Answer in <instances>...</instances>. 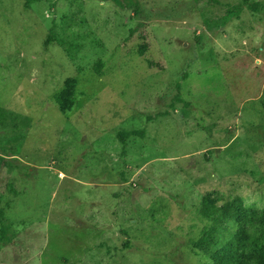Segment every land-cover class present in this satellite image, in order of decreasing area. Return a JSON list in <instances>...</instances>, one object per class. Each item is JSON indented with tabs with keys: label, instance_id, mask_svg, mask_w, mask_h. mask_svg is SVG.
Instances as JSON below:
<instances>
[{
	"label": "rangeland",
	"instance_id": "374dc122",
	"mask_svg": "<svg viewBox=\"0 0 264 264\" xmlns=\"http://www.w3.org/2000/svg\"><path fill=\"white\" fill-rule=\"evenodd\" d=\"M120 1L0 0V264H212L204 199L264 208V9Z\"/></svg>",
	"mask_w": 264,
	"mask_h": 264
},
{
	"label": "trees",
	"instance_id": "16d2710c",
	"mask_svg": "<svg viewBox=\"0 0 264 264\" xmlns=\"http://www.w3.org/2000/svg\"><path fill=\"white\" fill-rule=\"evenodd\" d=\"M124 6L120 0H115ZM133 0H130L131 5ZM253 11L264 9V2L245 1ZM129 5V4H128ZM243 3L231 5L226 19L232 16L239 17ZM137 13L140 12L135 6ZM180 87V84L177 85ZM57 102L64 108L65 97L63 93L56 96ZM181 101H184L180 97ZM121 142H125L131 136H144V129L120 130L117 133ZM5 161L0 156V166ZM203 213L214 219V228L222 227L228 233L225 237L218 236L214 231H207L197 242L196 246L205 251L212 260V264H264V208L245 207L242 199L235 197L221 205H214L209 198L204 199ZM0 217L4 221L3 211L0 209ZM219 222V223H218ZM7 225H3L0 232V240L7 237ZM227 235H229L227 237ZM10 240L11 238H8Z\"/></svg>",
	"mask_w": 264,
	"mask_h": 264
},
{
	"label": "clouds",
	"instance_id": "9594fccd",
	"mask_svg": "<svg viewBox=\"0 0 264 264\" xmlns=\"http://www.w3.org/2000/svg\"><path fill=\"white\" fill-rule=\"evenodd\" d=\"M242 200H243V202H244V206H245V207L250 206L248 200L244 199L243 197H242Z\"/></svg>",
	"mask_w": 264,
	"mask_h": 264
}]
</instances>
